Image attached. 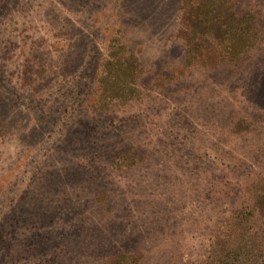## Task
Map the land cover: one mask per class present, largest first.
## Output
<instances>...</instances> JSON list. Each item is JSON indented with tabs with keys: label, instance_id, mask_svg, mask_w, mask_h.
<instances>
[{
	"label": "rangeland",
	"instance_id": "rangeland-1",
	"mask_svg": "<svg viewBox=\"0 0 264 264\" xmlns=\"http://www.w3.org/2000/svg\"><path fill=\"white\" fill-rule=\"evenodd\" d=\"M241 209L264 0H0V264H191Z\"/></svg>",
	"mask_w": 264,
	"mask_h": 264
},
{
	"label": "trees",
	"instance_id": "trees-1",
	"mask_svg": "<svg viewBox=\"0 0 264 264\" xmlns=\"http://www.w3.org/2000/svg\"><path fill=\"white\" fill-rule=\"evenodd\" d=\"M250 221L255 237L248 238L242 223ZM207 241V255L191 264H264V214L247 209L230 212L212 228Z\"/></svg>",
	"mask_w": 264,
	"mask_h": 264
}]
</instances>
